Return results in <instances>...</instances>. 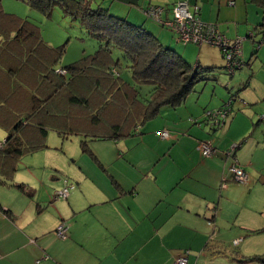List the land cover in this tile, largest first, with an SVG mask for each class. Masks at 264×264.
<instances>
[{
  "label": "crops",
  "instance_id": "1",
  "mask_svg": "<svg viewBox=\"0 0 264 264\" xmlns=\"http://www.w3.org/2000/svg\"><path fill=\"white\" fill-rule=\"evenodd\" d=\"M97 1L203 70L200 80L210 79L211 87L201 97L196 82L182 102L163 105L131 135L87 139L83 154L66 167L42 153L50 147L48 131L44 138L29 135L44 143L38 148L0 157V264H174L185 250L188 264H262L247 258L264 253V30L257 29L264 0H187L231 39L255 32L243 40V65L232 76L217 46L176 42L170 28L143 11L160 5V17L171 19L176 0ZM4 4L9 16L26 18L8 0ZM215 68L221 71L210 76ZM127 88L114 90L119 101ZM29 95L23 87L10 99L17 105ZM229 96L234 99L223 125L213 128L204 112L222 107ZM0 127L6 131L1 144L8 131ZM163 129L167 138L158 134ZM201 140L211 141L214 154H201ZM233 144L248 180L222 186L224 151ZM25 166L37 170L34 182L28 168L27 177L19 171ZM65 185L67 197L57 198ZM61 222L64 237L56 233Z\"/></svg>",
  "mask_w": 264,
  "mask_h": 264
},
{
  "label": "trees",
  "instance_id": "2",
  "mask_svg": "<svg viewBox=\"0 0 264 264\" xmlns=\"http://www.w3.org/2000/svg\"><path fill=\"white\" fill-rule=\"evenodd\" d=\"M23 1L48 15L58 6L96 39L97 46L61 66L60 72L56 63L65 43L51 46L43 40L39 25L9 16L0 1V125L8 131L0 144V157L43 145L29 135L44 138L48 128L62 138L71 134L87 139L131 135L137 124L153 117L163 105L182 102L204 78V71L192 68L143 27L111 14L97 0ZM257 29L264 30V22ZM123 68L129 80L121 75ZM113 69L119 70L118 75ZM124 83L128 88L123 103L114 90ZM141 84L150 85L147 92ZM23 87L30 95L13 105L11 93ZM87 139L80 140L83 150ZM247 259L264 264V253Z\"/></svg>",
  "mask_w": 264,
  "mask_h": 264
},
{
  "label": "built area",
  "instance_id": "3",
  "mask_svg": "<svg viewBox=\"0 0 264 264\" xmlns=\"http://www.w3.org/2000/svg\"><path fill=\"white\" fill-rule=\"evenodd\" d=\"M163 7L160 5H149L143 11L144 13L162 22L166 27L170 28L178 41L187 43H209L217 46L225 59L224 66L228 74H233L236 68L241 67L242 62L240 60L241 47L243 40L246 37H253L252 31L248 32L244 36H236L234 38L227 37L221 32L214 23L203 21L197 14V6L191 5L187 0H176L172 7V18L163 20L160 17ZM261 41H264L262 36ZM260 42V41H259ZM58 71L63 72L59 67ZM116 73V70L113 69ZM231 99L225 101L224 105L217 109H208L204 112L205 119L210 123L212 127L219 128L223 125L226 115L230 110ZM160 137L167 138L169 133L163 129L158 131ZM2 144V143H1ZM198 148L203 156H210L214 154L215 147L209 140H201L198 144ZM236 145L230 146L229 149L224 151L227 163L225 165L226 174L221 177L222 186L226 185L228 180L237 181L240 183H246L248 180L245 169L238 163V160L234 154ZM68 195V186H64L55 191L57 198H66ZM66 225L61 222L56 227V233L60 237L66 235ZM235 240L234 243H237ZM188 250L178 255L175 258L174 264H188L187 262Z\"/></svg>",
  "mask_w": 264,
  "mask_h": 264
},
{
  "label": "rangeland",
  "instance_id": "4",
  "mask_svg": "<svg viewBox=\"0 0 264 264\" xmlns=\"http://www.w3.org/2000/svg\"><path fill=\"white\" fill-rule=\"evenodd\" d=\"M5 1L2 0V6H5ZM10 6L18 7L20 11L16 12V14L25 16L26 19L35 22L37 25L40 26L41 29V36L43 40L48 42L51 46H58L63 43H65V51L61 54V57L59 58L58 62L56 63L57 68L73 62L80 58L84 54L91 53L95 50L97 46V41L95 38H91L87 35L85 32V28H83L78 22L72 20L69 16H66L63 14L62 10L55 6L51 12V15L49 17L45 16L44 14L40 15V12L36 10L35 8H32V6H28L25 2L21 0H8ZM4 9V7H3ZM6 10V9H4ZM8 11V10H6ZM176 42L184 43L181 41H178L176 37L173 35ZM262 36L259 38L260 42ZM259 42V43H260ZM190 43V42H188ZM195 45H198L197 43H193ZM222 59L225 62L224 57L222 56ZM237 70V69H236ZM216 71H221V68H215L211 72H208L210 76L215 74ZM200 73L203 72V70L199 71ZM121 73L123 76L127 77V71L123 68L121 70ZM214 76V75H213ZM210 79L209 80H200L195 84V89H197V92L201 97H204L206 95V86L207 88H210ZM143 92H147V88L150 86L148 84H141ZM211 90V89H210ZM6 135V131L4 128L0 127V141L3 140L4 136ZM88 137L82 135V134H71L67 137L62 138L55 130L48 128V133L46 136V143L49 148L44 150L45 152L42 153H48L51 155V159L56 160L57 165H63V167L67 165L68 162H70V158L73 157V155H77L78 153H82V149L80 148V140L81 139H87ZM93 141H100L103 142L105 140H93ZM40 153V152H37ZM86 154V152H85ZM38 155V154H37ZM225 156V155H224ZM36 157V156H35ZM25 158V157H24ZM39 158V157H38ZM23 158L19 161V165L23 166ZM39 163V162H38ZM36 163V164H38ZM37 170L41 169L39 165L35 166ZM28 168V173L31 176V181L34 182L37 175V170H31L30 167H21L19 171H22L25 176H28V173L25 169ZM42 172V170H39ZM237 182V181H234ZM240 183V182H237Z\"/></svg>",
  "mask_w": 264,
  "mask_h": 264
},
{
  "label": "water",
  "instance_id": "5",
  "mask_svg": "<svg viewBox=\"0 0 264 264\" xmlns=\"http://www.w3.org/2000/svg\"><path fill=\"white\" fill-rule=\"evenodd\" d=\"M251 36H253V37H254V31H253V33H252V35H251ZM228 99H231V102H232V101H233V99H234V97H230V96H229V97L227 98V100H228Z\"/></svg>",
  "mask_w": 264,
  "mask_h": 264
}]
</instances>
